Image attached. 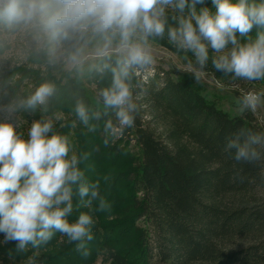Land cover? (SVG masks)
Returning a JSON list of instances; mask_svg holds the SVG:
<instances>
[{"label":"trees","instance_id":"trees-1","mask_svg":"<svg viewBox=\"0 0 264 264\" xmlns=\"http://www.w3.org/2000/svg\"><path fill=\"white\" fill-rule=\"evenodd\" d=\"M203 6L215 12L211 0L197 10ZM258 32L264 28L237 33V40L254 42ZM126 59L115 52L98 59L97 100L82 93L80 80L64 75L63 81L43 70L38 52L29 54L32 66L0 74V97L13 102L25 118L51 122L47 135L67 139L66 159L73 137L80 141L77 167L83 177L72 185L73 209L67 219L74 223L87 212L93 221L91 240L70 242L53 230L48 241L22 250L15 242H0V264H26L32 254L30 264H95L98 259L105 264H264V143L253 146L259 158L250 161H236V149L226 147L241 130L264 136V123L251 109L233 115L210 101L196 86L193 72L151 67L150 61L127 65ZM111 71L133 85L131 126L121 125L118 109L104 104L107 88L101 78ZM26 79L33 90L22 91ZM45 84L52 93L44 104L23 105ZM80 106L87 122L78 115ZM59 111L77 113L55 122ZM94 184L97 198L91 196ZM81 185L89 187L83 198ZM81 243L84 247L78 248ZM36 249H46L48 258L38 257Z\"/></svg>","mask_w":264,"mask_h":264},{"label":"clouds","instance_id":"clouds-1","mask_svg":"<svg viewBox=\"0 0 264 264\" xmlns=\"http://www.w3.org/2000/svg\"><path fill=\"white\" fill-rule=\"evenodd\" d=\"M205 0H60L62 9L50 20L53 28L71 27L85 18H92L99 33L112 31L120 35L122 46L127 49L125 64H146L150 55L132 37L139 29L147 43L149 36H162L165 31V9L178 10V27L168 29L169 39L185 51H191L203 67L208 60L209 47L221 53L213 60L218 71L234 73L246 81L264 80V32H258L254 42L241 44L237 33L245 36L253 27L264 28V0H211L215 12L203 6ZM185 8L189 11L184 15ZM43 9L42 0H0V19L7 23L32 18ZM59 34V33H58ZM233 47L225 52L228 45ZM127 75V72H124ZM199 82V77H195ZM48 85H41L23 105L35 108L44 104L51 95ZM264 93L247 92L243 97L245 108L254 110ZM104 104L118 109L116 115L121 125L131 126L134 117L128 85L117 74L110 89L102 92ZM78 115L87 122L83 106ZM111 125L109 124V127ZM51 122H33L28 139H22L11 123H0V234L5 243L15 242L18 250L27 244L34 246L48 241L53 230L67 236L69 241L92 239V217L81 212L74 223L67 219L72 212V185L83 177L77 167L78 158L69 153L67 139L60 135L48 136ZM264 143V136L245 134L242 130L236 140L226 145L236 149V161L259 158L254 145ZM89 187L81 185V198L88 195ZM92 198L99 196L98 184L92 185ZM91 204V200L87 202ZM106 207L100 199V209ZM84 247L83 243L78 248ZM87 255V253H85Z\"/></svg>","mask_w":264,"mask_h":264},{"label":"rangeland","instance_id":"rangeland-1","mask_svg":"<svg viewBox=\"0 0 264 264\" xmlns=\"http://www.w3.org/2000/svg\"><path fill=\"white\" fill-rule=\"evenodd\" d=\"M43 9L26 20L7 23L0 19V74L22 66H32L29 60L31 52L42 54L44 59L43 70H50L58 78L73 81L80 80L83 84V92L91 100H97L99 89L95 78L99 74L98 59L109 53H124L127 49L122 46L120 35L117 32L99 33L95 30L92 18H85L66 29L53 28L50 24L51 17L62 9V4L53 0H42ZM60 2V1H59ZM184 14V13H183ZM181 13L171 8L165 9V31L162 36H149L147 43L143 40V33L137 29L132 37L133 43H140L150 55V66L168 70L178 67L183 71H190L199 77L196 86L210 101L233 115L241 114L245 109L242 101L244 95L249 92L264 93V80L246 81L236 77L234 73L218 71L213 60L221 53H215L209 47V56L205 65L201 67L191 51H185L169 39L168 29L178 27V17ZM185 15V14H184ZM59 33V34H58ZM232 45H228L225 52L230 51ZM118 73L108 72L102 75V83L107 89L113 85L114 77ZM120 75V74H119ZM100 78V76H99ZM120 78L133 88L121 75ZM35 85L30 79H26L22 85V91L31 89ZM31 92V91H30ZM77 108V105H75ZM260 123H264V95L260 96L256 108L252 110ZM77 113V112H76ZM76 113L59 111L54 115L55 122L67 121L75 117ZM11 123L16 133L22 138L28 139V130L34 121L25 118L16 108L13 102H8L0 97V123ZM73 145L69 158L75 155L79 157L80 141L73 137ZM137 151V147H133ZM3 234H0V242H3ZM46 249H36L38 257L47 259L44 255ZM47 257V258H46ZM32 254L25 262L32 263ZM95 264H105L101 259Z\"/></svg>","mask_w":264,"mask_h":264}]
</instances>
